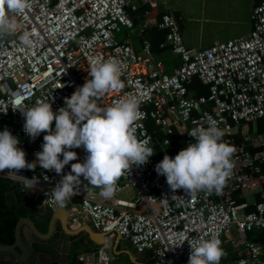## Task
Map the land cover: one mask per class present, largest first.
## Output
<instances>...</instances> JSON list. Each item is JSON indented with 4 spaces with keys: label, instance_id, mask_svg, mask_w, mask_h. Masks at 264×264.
I'll return each mask as SVG.
<instances>
[{
    "label": "built area",
    "instance_id": "2783aa9c",
    "mask_svg": "<svg viewBox=\"0 0 264 264\" xmlns=\"http://www.w3.org/2000/svg\"><path fill=\"white\" fill-rule=\"evenodd\" d=\"M29 3L15 17V33L0 38V131L10 130L19 138L17 147L25 151L30 163L35 161L47 133L31 140L24 132L25 118L19 110H12L13 103L32 107L48 100L56 113L65 106L64 99L91 78L93 64L116 59L122 65L120 79L125 86L105 93L97 103L108 107L136 96L140 116L133 134L154 149L146 164L133 165L118 179L111 198L102 197L99 187L93 196H86L92 186L84 187L88 182L81 177L79 194L59 203L52 189L61 175L43 170L39 164L27 175L19 174L39 178L33 189L22 177L7 172L0 175L18 179L38 206L68 209L69 227L89 224L103 233L100 244L79 250L75 260L79 264H113L111 243L119 235L137 251L152 253L146 264H187L188 241L216 235L221 247L235 254L236 264H264V133L249 131L251 122L264 117V0L252 7L246 35L203 48L187 47L179 18L172 11L162 12L157 27L165 34L157 46L176 58L170 72L152 53L148 38L141 36L137 47L128 39L115 38L133 28L132 16L150 0ZM25 33L30 45L21 39ZM193 79L205 88V94L196 95L188 87ZM210 121L223 130V142L234 148L229 176L219 191L186 195L179 189L173 193L155 166L165 155L174 158L195 143L188 132L207 128ZM52 127L54 130L55 121ZM71 150L77 153V160L69 162L62 174H68L71 164L83 162L87 155L83 148ZM125 191L129 197L121 196ZM164 197L166 205L161 204ZM251 231L261 233L263 239H248Z\"/></svg>",
    "mask_w": 264,
    "mask_h": 264
},
{
    "label": "clouds",
    "instance_id": "9594fccd",
    "mask_svg": "<svg viewBox=\"0 0 264 264\" xmlns=\"http://www.w3.org/2000/svg\"><path fill=\"white\" fill-rule=\"evenodd\" d=\"M29 7V0H0V38L15 33L16 15ZM21 39L25 45L31 44L29 34L25 33ZM121 74L122 65L116 59L93 64L89 69L91 78L66 97L65 106L56 113L48 100L37 101L32 107L15 101L12 110H19L25 118V134L33 141L42 132L47 134L43 137L42 151L37 152L36 160L29 163L25 151L17 147L19 138L7 128L0 131V172L7 170L8 176L22 177L33 189L39 178L28 179L19 175L20 170H35L37 164L43 170H54L61 175V180L52 189L54 199L59 203L79 194L81 177L88 182L84 187H99L102 197L111 198L118 179L133 165H144L154 155V149L133 134L134 122L140 116V101L136 96L129 95L108 107L97 103L105 93L124 88ZM7 111L3 113L7 114ZM188 135L196 142L179 151L174 158L165 155L155 166V171L166 177L173 193L179 189L186 195L219 191L233 167L234 148L223 142L224 132L214 121H210L207 128H193ZM76 148H83L87 153L84 161L72 163L71 171L62 174L69 162L77 160V153L71 150ZM43 178L48 180L47 176ZM161 204H167L165 197ZM188 243L191 251L187 264H220L226 255L216 235Z\"/></svg>",
    "mask_w": 264,
    "mask_h": 264
},
{
    "label": "water",
    "instance_id": "95a60500",
    "mask_svg": "<svg viewBox=\"0 0 264 264\" xmlns=\"http://www.w3.org/2000/svg\"><path fill=\"white\" fill-rule=\"evenodd\" d=\"M27 162L30 158L26 156ZM7 172H0L2 173ZM29 169H22L20 173L27 175ZM19 173V174H20ZM13 188L4 192L5 204H16L26 200L30 194L22 187L18 179H14ZM38 213L47 210L45 232L38 231L34 222L28 217H19L13 228V242L11 244L0 243V264H79L78 260H72V244L83 234L82 247L92 249L103 240V233L94 230L89 224L80 225L75 228L67 224L68 209L56 208L48 210L42 206L37 207ZM123 239L116 235L114 239ZM93 244V246H90ZM130 259L136 256L144 257L145 251H137L130 247L123 251ZM151 252L147 253L150 257ZM138 258V257H137ZM147 259L138 260V264H146Z\"/></svg>",
    "mask_w": 264,
    "mask_h": 264
},
{
    "label": "crops",
    "instance_id": "0c3cea01",
    "mask_svg": "<svg viewBox=\"0 0 264 264\" xmlns=\"http://www.w3.org/2000/svg\"><path fill=\"white\" fill-rule=\"evenodd\" d=\"M208 1L209 0H150L149 5H146V7L144 6L139 7L140 9L142 8L140 11L142 14L140 13L141 14L140 16L138 13H137V16L135 14L132 16V18H134L133 19L134 26L132 28L133 30L132 29L129 30L128 33L131 35V38H134V40L129 39L127 35V31H125L124 33L126 36L122 39H128L134 47H137L140 37L141 36L145 37L144 35H146L144 34V32H145V29H147L145 28L147 23L149 21L158 22L155 13L157 12L162 13L164 11H172L179 18L178 21H179L180 33L182 35L184 43L188 45L187 47H191V48L206 47L217 40L246 35L249 32L250 27H251L250 13H251L252 7L256 5L258 2H260L261 0H250V3L248 5L249 7H248L247 15L245 14V18L243 19L233 18V20L230 21L232 22L231 24L232 26L231 28H229L230 31L227 33V36L222 37V38H219V36L217 35H219V32L222 30L223 27H219V26L207 27L206 32L204 34L203 30H204L205 25L201 23V21H203L204 18L201 16H196V15L192 17L189 14L194 9H201L202 6ZM228 1H233V0H228ZM233 7L235 8L238 7L237 0L236 2H232L231 8ZM150 8L152 9L150 10ZM144 11H146V13H144ZM148 13H149V16L147 17ZM225 21H228V20H224V22ZM198 23L202 24L201 29L198 27ZM223 25H225V23H223ZM140 28L142 29L141 31H140ZM134 29H136L137 31L135 32ZM215 32H218V33H215ZM203 38L206 41L205 43L201 42ZM163 52H167V51H162L161 53L157 55L155 54L154 56L157 59H160L159 57ZM176 62L177 60L175 58L174 62L168 65L167 67L164 64L167 71L170 72L171 68L176 64ZM93 188L96 189L95 191H97L98 189V187L92 186V187H89L87 190V191H91V192H88V194L91 193L90 194L91 196H93L95 192L93 191L94 190ZM129 195H130L129 191H125L123 194H121V196L123 197H129ZM248 207H251V206H248ZM79 239L81 240V245H82V240L85 239V234H83L82 237H80ZM90 246H93V244H90ZM130 247L131 246L129 245V243L124 239H120V238L116 240L113 239L111 243V248H110V253L114 256L113 264H138L137 262L138 260L139 261L140 260L143 261L144 259L148 260L149 257L147 256V253H148L147 251L144 252V257L138 255L136 257H132L129 259L124 254L123 251ZM222 248L224 249L226 255L221 259L220 264H236L235 263L236 256L231 251V249L226 246H222ZM78 251H79L78 249L75 251L74 257ZM263 260H264V255H263Z\"/></svg>",
    "mask_w": 264,
    "mask_h": 264
},
{
    "label": "trees",
    "instance_id": "16d2710c",
    "mask_svg": "<svg viewBox=\"0 0 264 264\" xmlns=\"http://www.w3.org/2000/svg\"><path fill=\"white\" fill-rule=\"evenodd\" d=\"M146 7V6H144ZM138 8L137 13L139 16L142 14ZM152 8H150L151 10ZM141 13V14H140ZM161 12L155 13L157 20L160 17ZM149 16V13L147 17ZM134 19V18H133ZM132 19V20H133ZM134 23V20H133ZM144 35L150 42V48L155 55L161 53L163 50L158 48V43L164 38L165 30L157 27V21H149L146 25ZM190 89H194L196 95L205 94V88L200 86L196 79H193L192 83L188 86ZM249 131L253 133H264V117L249 124ZM264 186V184H263ZM13 188V181L7 177L0 176V243L9 244L13 240V228L14 224L19 217L28 216L35 224L36 227L42 228L46 222L48 212L44 211L43 214L38 213V203L30 195L26 200L16 204H5L3 199L4 192ZM247 209H251L248 207ZM247 238L251 240L263 239L259 232H248ZM72 249L75 250H89L86 247H82L81 243L74 242ZM75 253V252H74ZM77 254V253H76ZM76 256V255H75ZM75 257L73 256V260Z\"/></svg>",
    "mask_w": 264,
    "mask_h": 264
},
{
    "label": "rangeland",
    "instance_id": "374dc122",
    "mask_svg": "<svg viewBox=\"0 0 264 264\" xmlns=\"http://www.w3.org/2000/svg\"><path fill=\"white\" fill-rule=\"evenodd\" d=\"M237 1H238V7L237 8H235V7L231 8L232 2H236V0H233V1L209 0L208 2H206L202 6L201 9H194L189 14L192 17H194L196 15V16H201L204 18V20L201 21V23L203 25H205L204 30H203L204 34L206 32L207 27H213V26L223 27L222 30L219 32V35H217V36H219V38H222V37L227 36V33L230 31L229 28H231V26H232L231 25L232 22H230V21L233 20V18L243 19V18H245V14L247 15L248 7H249L248 5L250 3V0H237ZM224 20H228V21L224 22ZM201 23H198V27L200 29H201V25H202ZM223 23H225V25H223ZM226 23H228V24H226ZM134 30H135V32L137 31L136 29H134ZM124 33H125L124 31H121L119 34L115 35V38L118 40L124 38L126 36ZM215 33H218V32H215ZM127 35L129 37V39L134 40V38H131V35L128 33V31H127ZM181 37H182V35H181ZM211 39H209V40H211ZM226 39H229V38H225V39L217 40V41L218 42L224 41ZM182 40H183V38H182ZM183 42H184V40H183ZM201 42L205 43L206 41L203 38L201 40ZM186 46H188V45H186ZM194 48H196V47H194ZM199 48H203V47H199ZM159 58L164 61L163 63L166 65V67L168 65L172 64L175 60V57L168 52H163ZM43 133H45V132H43ZM93 189H94L93 191L96 190L95 188H93Z\"/></svg>",
    "mask_w": 264,
    "mask_h": 264
},
{
    "label": "flooded vegetation",
    "instance_id": "af4514ba",
    "mask_svg": "<svg viewBox=\"0 0 264 264\" xmlns=\"http://www.w3.org/2000/svg\"><path fill=\"white\" fill-rule=\"evenodd\" d=\"M44 213V212H43ZM42 213V214H43ZM45 227H46V222H45V224H44V226L42 227V228H38V227H36L37 229H38V231H40V232H42V233H44L45 232ZM80 242L81 243V240L80 239H78L76 242ZM12 242H13V240H12ZM11 242V243H12ZM11 243H9V244H11ZM8 244V245H9ZM76 251V250H75ZM73 249H72V254L70 253V256L72 257V260H73V256H74V252H75Z\"/></svg>",
    "mask_w": 264,
    "mask_h": 264
},
{
    "label": "bare ground",
    "instance_id": "6f19581e",
    "mask_svg": "<svg viewBox=\"0 0 264 264\" xmlns=\"http://www.w3.org/2000/svg\"><path fill=\"white\" fill-rule=\"evenodd\" d=\"M86 196H91L90 194H86Z\"/></svg>",
    "mask_w": 264,
    "mask_h": 264
}]
</instances>
